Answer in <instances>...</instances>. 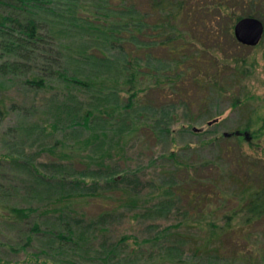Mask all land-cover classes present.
Segmentation results:
<instances>
[{"label":"trees","instance_id":"obj_1","mask_svg":"<svg viewBox=\"0 0 264 264\" xmlns=\"http://www.w3.org/2000/svg\"><path fill=\"white\" fill-rule=\"evenodd\" d=\"M95 1L97 3L94 4ZM91 3L92 10L80 8L78 11L75 0H0V50L9 56L0 64V75L24 72L22 83L28 89H45L52 81H59L64 85L68 91V102L61 101L55 106L56 109H67L68 123L63 128H73L78 132V127L80 132H87L81 142L74 141L68 145L71 152H79L84 147L87 150L86 157L92 158L96 149L102 148L104 144L102 142V145L96 147L93 145L94 141L101 138L103 140L109 132L122 137L133 131L135 119H138L134 112L139 111L141 93L149 88V85L140 82L141 78L153 79L156 87L164 88L167 85V90L172 95L164 99L161 109H164V104H171L175 100L186 102L180 98L186 93L184 89L191 87L201 93L199 102L206 106H201L199 111L202 118L216 116L211 107L205 104L215 105L222 98H228L234 109L241 110L248 106L245 101L250 95L244 93L243 81L252 75V67L246 65V58H240L224 48L220 38L222 30L228 31L230 40L236 47H248L235 40L231 34L232 25L245 16L258 18L264 24V0H147L144 8L138 6V0H93ZM194 20L202 23L208 20L209 29L198 33ZM60 35L65 40L72 39L75 48L56 41ZM78 41L82 42L79 46ZM207 41L209 45H206ZM259 44L264 45V35ZM81 92L89 93L87 97L90 100L85 107L81 106L83 102L77 97ZM73 104L80 108L72 109ZM19 109L16 104L7 107L0 92V124L11 111ZM22 113L24 116L30 115L27 110ZM54 115H51L54 117L52 121L45 119L43 126H38L36 122H22L18 128L9 129L6 133L10 131V136L18 141V137L31 138L37 135L38 138L41 134L49 136L57 128ZM250 124L251 118L247 117L245 128L248 129ZM47 125L52 131L47 132ZM160 132L167 134L169 128L165 127ZM236 132L239 131L218 136L217 140L223 139L231 144L219 147L216 158L203 165L216 171V183L213 187L218 190V196L236 198L234 196L239 195L240 209L247 213L245 221L249 223L264 216V174L256 169L258 166L255 163L248 164L243 158L233 161L238 170L240 168L237 166L248 164L242 177L233 174L220 161L221 157L224 159L233 154L242 155L241 133ZM68 133L63 132L64 135ZM63 138L62 135V141H58L62 144L56 157L59 163L43 165L46 170L52 169L47 173L37 169L27 156L28 153H25L22 142L19 152L10 151L0 155V165L5 162L21 167L29 175L31 190L27 194L32 200H27L25 205L4 201L1 205L3 219L11 225L28 227L24 248L32 244L33 238L42 237L46 240L43 264L55 258L52 253L57 257L84 258L85 253L80 252L84 249L99 255L97 258L87 257L86 260L91 264H131L133 260L128 253L116 252L122 244H126L129 236H123L107 246L99 243L91 247L89 244L93 231L90 234H86L88 231L80 233L68 221H64L66 227L61 229H56L55 225L42 228L46 226L41 223L44 222L43 218L51 215L58 222L63 221L60 215L63 210L70 209L68 207L74 200L91 194L100 186L95 177L96 170L79 171L73 176L69 165L62 163L63 158L66 161L73 158L63 148L66 147ZM11 141H8L9 144ZM14 145L16 143L12 147ZM56 148L57 145L52 144L40 147L37 151H49L53 155L57 152ZM187 148L189 147L185 149ZM176 156V152L172 151L163 155L170 161L167 174L174 183L170 196L172 198L168 202L177 203L186 198L187 204L192 205L195 198L205 199L206 194L201 192L204 189L193 184L195 177L190 170L195 171V167L178 160ZM71 164L73 166L72 161ZM116 173L113 170L107 174L105 183L110 185L120 181L116 178ZM177 173L182 175L181 180L179 175L175 176ZM87 176H91L90 181H86ZM189 181L191 184H185ZM221 181L225 183L221 187L217 186ZM8 194V190L0 182V197ZM160 210L159 207L157 212ZM232 218L234 216L226 217V228L231 226ZM176 225L160 229L153 238L159 240L165 232L176 235V232H171ZM211 232V236L216 237V231ZM84 243L88 245L82 248ZM10 248L12 249L11 246ZM54 262L63 264L59 258Z\"/></svg>","mask_w":264,"mask_h":264},{"label":"rangeland","instance_id":"obj_2","mask_svg":"<svg viewBox=\"0 0 264 264\" xmlns=\"http://www.w3.org/2000/svg\"><path fill=\"white\" fill-rule=\"evenodd\" d=\"M91 1L93 0H75L78 11L80 8L92 10ZM146 1L138 0V6L144 8ZM194 21L198 33L209 29L208 20H205V23ZM58 37L56 41L75 48L72 39L65 40L63 35ZM230 38L228 31L222 30L220 38L222 46L240 58H246V65L252 67V75L243 81L244 93L250 95L245 101L248 103L246 108L234 109L228 98H222L215 105L205 104L211 107L212 113H216V116L209 119L202 118L199 111L202 109L201 106H206L199 102L202 98L201 93L191 87L185 88L186 93L180 98L181 101L184 99L186 102L175 100L171 104H164V109H161L164 99L170 98L167 85L164 88L156 87L153 85V79L141 78L140 82L149 85V88L141 93V101L139 106L137 105L139 111L134 112L138 119H135L133 131L122 137L109 132L103 140L101 138L94 141L93 145L95 144L96 147L102 145V142L104 144L102 148L96 149L91 155L92 158L86 157L87 150H84V147L79 152L77 150L71 152L68 147L71 142H81L87 132L83 133L82 130L80 132L78 127V132L73 128L66 130L63 128L68 123L67 109L55 108L61 101L68 102L66 97L68 91L61 82L52 81L45 89H28L22 83L24 72L15 74L16 76L0 75V92L7 107L16 104L21 109L11 111L0 124V155L10 151L19 152L22 142L24 145L22 146L26 149L25 153H28L27 156L31 158L37 169L47 173L52 169L46 170L43 165L59 163L56 157L62 144L58 141L63 135V141L66 143V147L63 148H66L70 154L68 155L73 158L67 161L63 158L62 163L69 165L71 174L74 176L79 171L96 170L95 177L98 178L100 186L98 185L99 187L91 194H85L74 200L68 207L70 209L63 210L64 212L60 214L63 221L58 222L51 215L42 217L44 222L41 223L46 225L42 228L55 225L56 229H61L66 227L64 221H68L80 233L88 231L86 234H90L93 231L89 244L91 247L99 243L107 246L123 236H129L126 244H122L116 252L128 253L129 258L133 260L131 264H264V216L246 222L248 216L240 209L239 195L234 196L236 198L218 196V190L213 187L216 183L214 179L216 171L203 165L216 158L219 149L229 143L223 139L217 140L218 136L239 131L242 155L231 154V157L225 156L224 159L221 157L220 161L226 164L229 171L241 177L242 173L246 172V166L252 162L258 166L256 169L264 174V170H260L264 169V45L240 48L236 47ZM80 44L82 42L78 41L77 46ZM209 44L207 41L206 45ZM8 58L9 56L0 50V64ZM167 72L169 73L170 69ZM88 94V92L77 94L83 102L82 107L87 106L90 100ZM69 102L72 105V101ZM74 108L80 106L75 107L73 104L72 109ZM23 110H27V114L30 115L24 116ZM52 114L55 116L57 128L49 136L44 137L41 134L38 138L37 135L31 138L22 137L23 139L18 137L20 140L18 141L10 136V131L6 133L9 129L18 128L22 122L25 124L36 122L38 126H43L46 123L43 122L45 119L48 121L54 119ZM247 117L251 118L248 129L245 128ZM209 122L211 123L208 124ZM165 127L169 128L167 134L160 132ZM194 128L197 130H193ZM46 130L50 132L52 128L47 125ZM63 132L70 134L64 135ZM244 133H247L246 137ZM9 140H12L10 144ZM14 143L16 145L12 147ZM52 144L57 145V152L53 155L49 151H37L40 147L45 148ZM186 147L189 148L185 149ZM171 151L176 152L178 160L195 167V171L190 170L195 177L193 184L204 189H201V192L206 194L205 199L195 198L192 205L187 204L186 198L178 200L177 203L168 202L172 198L170 196L174 183L167 174L170 161L163 155ZM237 158H243L248 164L237 166L240 168L238 170L233 164ZM113 170L117 172L115 176L120 181L108 185L105 183V176ZM181 177L182 175H179L180 180ZM85 179L90 181L91 176ZM0 182L9 192L6 197H0L2 198L0 200V264H43L46 240L42 237L33 238L32 244L24 248L28 227L8 224L2 217L1 205L4 201L19 205H25L27 200L32 201L27 194V191L31 190L29 175L21 167L1 162ZM224 183L225 181H221L217 186L221 187ZM185 184L191 183L189 181ZM159 207L161 210L157 212ZM229 215L234 218L231 220V226L226 228V217ZM55 216H58V212ZM168 225H176L171 230L176 232V235L165 232L159 240L153 238L160 229ZM213 230L216 231V237L211 236ZM87 245L84 243L82 248ZM80 252L85 253L84 258L57 257L52 253L55 258L47 264H57L58 262L54 260L57 261L58 258L63 264H91L92 262L86 260L87 257L99 256L96 252H86L85 249Z\"/></svg>","mask_w":264,"mask_h":264},{"label":"water","instance_id":"obj_3","mask_svg":"<svg viewBox=\"0 0 264 264\" xmlns=\"http://www.w3.org/2000/svg\"><path fill=\"white\" fill-rule=\"evenodd\" d=\"M235 40L245 46L253 47L260 43L264 35L263 22L255 17L245 16L237 20L233 26ZM209 122L208 124H210ZM193 130H197L194 128ZM239 132H236L238 134ZM224 133V136H227ZM245 137L247 133H244Z\"/></svg>","mask_w":264,"mask_h":264}]
</instances>
